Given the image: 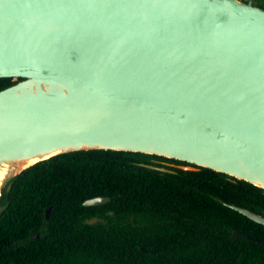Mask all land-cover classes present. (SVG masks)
Returning a JSON list of instances; mask_svg holds the SVG:
<instances>
[{
  "label": "water",
  "instance_id": "water-1",
  "mask_svg": "<svg viewBox=\"0 0 264 264\" xmlns=\"http://www.w3.org/2000/svg\"><path fill=\"white\" fill-rule=\"evenodd\" d=\"M0 79L17 81L0 91V197L33 165L87 151L158 156L264 190L261 7L0 0ZM220 203L264 226V216Z\"/></svg>",
  "mask_w": 264,
  "mask_h": 264
},
{
  "label": "trees",
  "instance_id": "trees-1",
  "mask_svg": "<svg viewBox=\"0 0 264 264\" xmlns=\"http://www.w3.org/2000/svg\"><path fill=\"white\" fill-rule=\"evenodd\" d=\"M241 1L264 9V0ZM16 82L0 79V91ZM153 159L186 165L139 153L87 151L23 171L0 197V264H264V226L220 203L264 215V190ZM99 196L110 200L83 206ZM235 232L256 241L233 239Z\"/></svg>",
  "mask_w": 264,
  "mask_h": 264
},
{
  "label": "flooded vegetation",
  "instance_id": "flooded-vegetation-1",
  "mask_svg": "<svg viewBox=\"0 0 264 264\" xmlns=\"http://www.w3.org/2000/svg\"><path fill=\"white\" fill-rule=\"evenodd\" d=\"M153 161L156 163V165L158 164V165H165V166H170V167H172L171 165H175V166L176 165L177 166L180 165V164H173V163H170V162H167V161H162V160H159V159H153ZM262 216H264V215H262ZM37 235L39 236V234H37ZM37 235H35V236H37ZM35 236H33L32 239H34ZM35 240H37V239H35Z\"/></svg>",
  "mask_w": 264,
  "mask_h": 264
},
{
  "label": "rangeland",
  "instance_id": "rangeland-1",
  "mask_svg": "<svg viewBox=\"0 0 264 264\" xmlns=\"http://www.w3.org/2000/svg\"><path fill=\"white\" fill-rule=\"evenodd\" d=\"M249 1H254V0H249Z\"/></svg>",
  "mask_w": 264,
  "mask_h": 264
}]
</instances>
